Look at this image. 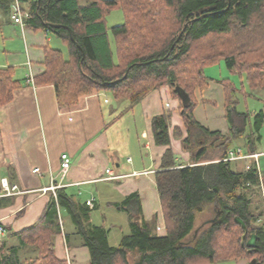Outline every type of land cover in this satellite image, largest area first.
Returning <instances> with one entry per match:
<instances>
[{
    "label": "trees",
    "instance_id": "obj_1",
    "mask_svg": "<svg viewBox=\"0 0 264 264\" xmlns=\"http://www.w3.org/2000/svg\"><path fill=\"white\" fill-rule=\"evenodd\" d=\"M19 1L29 11L28 24L51 31L66 44L67 52L45 47L44 70L35 82L54 84L62 105H74L94 90H109L116 99L135 103L167 85L180 100L191 164L176 163L169 146L171 110L154 116L155 141L168 146L156 172L165 234L142 219L140 195L133 192L118 203L128 214L130 231L112 244L111 228L94 223L89 205L59 187L38 219L16 232L18 244L0 239V264H69L56 254L55 239L62 232L59 205L88 247L89 264H199L240 258L264 264V222L258 221L264 201L255 158H243L242 168L238 159L223 160L238 146L244 153L255 152L260 138L250 130L260 126L264 110L239 105L241 93L247 99L264 87V0ZM14 2L0 0V7ZM115 9L124 19L109 24L108 15ZM221 62L240 79V85L232 77L220 79L227 134L211 131L194 116L195 91L211 80L205 70ZM17 73L15 66H0V105L22 84ZM177 85L189 95L186 100L175 90ZM174 132L181 135L182 129L175 126ZM218 138L223 139L219 160L208 154L217 148ZM253 233L258 236L255 247L248 245ZM23 246L34 254L23 258Z\"/></svg>",
    "mask_w": 264,
    "mask_h": 264
},
{
    "label": "crops",
    "instance_id": "obj_2",
    "mask_svg": "<svg viewBox=\"0 0 264 264\" xmlns=\"http://www.w3.org/2000/svg\"><path fill=\"white\" fill-rule=\"evenodd\" d=\"M14 6L15 2L8 8L0 7V66H15L18 77L22 78V84L13 90L12 99L0 105V181L6 177L20 189L13 194L0 195V224L8 231L4 236L8 245L19 243L16 232L38 219L50 194L56 195L59 187H64L80 203L89 205L87 201H93L89 207L94 223L113 226L122 221V232H129L130 224L126 210L118 203L137 192L142 219L149 222L156 233L165 234L156 172L162 168L168 146L155 141L152 119L171 110L169 146L176 155V163L191 164V150L183 142L188 132L180 113V100L164 85L135 103L116 99L107 90H94L81 96L74 105L60 104L54 84L35 82L34 77L44 70L45 47L65 50V43L42 27L15 22ZM222 65H216L220 71L217 76L206 73L212 66L206 68L205 73L211 80L206 88L195 91L198 103L194 116L211 131L227 134L229 124L225 119V94L220 79L229 77V71ZM30 75L33 82L28 81ZM244 106L258 109L251 98L244 99ZM175 126L182 129L181 135L174 132ZM250 132L260 137L255 140L253 153H259L254 158L259 182H264V132L260 126ZM222 140L218 138L217 148L208 151L218 160L223 153ZM64 152L70 155L72 165L62 177L61 154ZM211 157L202 162H209ZM238 165L240 168L245 165L243 158L238 159ZM36 167L40 172L34 171ZM52 183L58 185L54 190L50 188ZM58 209L63 227L55 239L57 256L69 264H89V249L77 233L70 214L63 206L59 205ZM105 210L110 211L109 217ZM111 226V229L115 227ZM121 236L117 230L110 231V242L118 244ZM19 254L25 258L34 251L23 246ZM234 264L250 263L240 258Z\"/></svg>",
    "mask_w": 264,
    "mask_h": 264
},
{
    "label": "built area",
    "instance_id": "obj_3",
    "mask_svg": "<svg viewBox=\"0 0 264 264\" xmlns=\"http://www.w3.org/2000/svg\"><path fill=\"white\" fill-rule=\"evenodd\" d=\"M29 11L24 10L22 8V4L20 3L19 0H15V6H14V12L12 14V18L15 22L19 23L20 25L24 26L26 24V18L29 17ZM28 81H32L33 82V77L32 75H30V77H28ZM259 155V153H243L242 149L240 147H237L235 149H231L229 151L228 156L225 158V160H234V159H239V158H244V157H257ZM131 159V158H129ZM72 165V160L71 157L68 153L64 152L61 154V175L62 177L66 176V174L68 173L70 167ZM34 171L36 172H40V168L36 167L34 169ZM107 172H110V169L107 168L106 169ZM57 184L52 183L50 188H52L53 190L57 187ZM260 187L262 190V198L264 201V182L260 181ZM20 189L18 187L17 184H11L9 182V180L6 177L1 178L0 181V195H8V194H13L16 192H19ZM87 203L89 205H93V201L92 200H88ZM259 222H264V214L262 216H260L258 218ZM60 223L61 226L63 227V223L62 220L60 219ZM6 235V229L4 227V225L0 224V239L4 238V236Z\"/></svg>",
    "mask_w": 264,
    "mask_h": 264
},
{
    "label": "rangeland",
    "instance_id": "obj_4",
    "mask_svg": "<svg viewBox=\"0 0 264 264\" xmlns=\"http://www.w3.org/2000/svg\"><path fill=\"white\" fill-rule=\"evenodd\" d=\"M123 19L124 18H123V15H122V12H121L120 9L112 10L111 13L108 15V23L109 24L121 22V21H123ZM58 39L61 40V38H58ZM64 47L66 48V45L65 44H64ZM65 51H66V49H65ZM223 63L224 62H221V65ZM222 66L224 67L225 65H222ZM212 67H214V68H212ZM212 67L211 68H207V70H206L207 72L206 73L207 74H213V75L215 74L217 76V72H220L219 69L216 68L218 66L213 65ZM225 69H227V68H225ZM227 73H228L227 76L232 77V78H235V80L237 81V84L240 85V79L238 78V76L236 74L230 73V71L227 72ZM219 74H221V73H219ZM221 76H225V75H221ZM245 86H246L245 89L248 90L249 88H248V86H247L246 83H245ZM107 91L110 92V93H112L109 90H107ZM255 92L257 94L256 96H254L255 98L252 97L251 95H249L247 97V99L248 98L253 99V103H255L256 108L259 109L261 107L264 110V87L262 89L256 90ZM241 95H242V93H241ZM241 95H240V98H241V103L240 104L241 105H239V107L241 109H243L245 106H244V99L242 98L243 96H241ZM226 121H227V119H226ZM253 121H254V119H253ZM227 123H228V121H227ZM259 124H260V128H261L262 132H264V117L262 118V121ZM105 215H107L109 217L111 215L110 214V211L105 210ZM121 225H122V221H118L117 225H113V226H111L110 223H109V225L106 224L107 227H110V226L111 227H114L115 226L113 229H111V231H116L117 230V231H119V232H121L123 234L125 232V230L122 232L123 229H122ZM125 233H127V232H125ZM111 237H113V236L111 235ZM235 262H236V260L227 259V260H217V261H212V262L203 261V262H201L199 264H234Z\"/></svg>",
    "mask_w": 264,
    "mask_h": 264
},
{
    "label": "water",
    "instance_id": "obj_5",
    "mask_svg": "<svg viewBox=\"0 0 264 264\" xmlns=\"http://www.w3.org/2000/svg\"><path fill=\"white\" fill-rule=\"evenodd\" d=\"M175 90L178 91L179 93H181L183 100H186L188 98L189 95L186 93L185 90L181 89V87L179 85H177L175 87ZM236 220L238 222L243 223V220L241 218H239V217H237ZM257 237H258L257 234L253 233L251 235V237L249 238V240H248V245L249 246H252V247H255L257 245ZM252 262L255 264V261L254 260Z\"/></svg>",
    "mask_w": 264,
    "mask_h": 264
}]
</instances>
